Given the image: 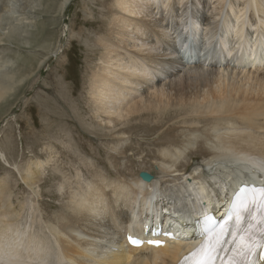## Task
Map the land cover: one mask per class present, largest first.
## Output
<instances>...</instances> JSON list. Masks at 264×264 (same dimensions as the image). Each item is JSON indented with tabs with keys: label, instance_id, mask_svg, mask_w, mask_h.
Here are the masks:
<instances>
[{
	"label": "rangeland",
	"instance_id": "374dc122",
	"mask_svg": "<svg viewBox=\"0 0 264 264\" xmlns=\"http://www.w3.org/2000/svg\"><path fill=\"white\" fill-rule=\"evenodd\" d=\"M152 1L149 3L147 0H141L142 4L144 2V5H149L150 8L142 7L138 3L143 9L142 13L166 17L164 25L169 24L170 31L168 32L172 35L170 40H173L174 44L176 41H180L182 48L179 51L182 52L178 54L167 50L166 53H170L175 62L172 65L166 62L159 65V71H156V74L149 71L151 73L149 78L153 82L145 84L144 87L139 86L138 90H135V92H139L138 95L135 92L129 95L136 100H139L141 96L143 98L142 102L139 100L141 105L144 104L146 96L149 99L167 100V93L185 91L182 86L178 87V90L171 89V87H176V83L188 75L190 81H197L208 75L212 81L215 78H220L219 81L222 83L233 81L234 74L235 81L239 78L237 81L244 82L246 78L242 74H247L248 71H253V74L250 73V77L256 76L250 66L249 59L243 60L245 53L240 51L237 56L235 51L244 41L246 44L251 42L253 45L264 43V32H261L260 28L257 32V25H255V21L257 22L263 17L252 13L251 16L255 18V20L251 19L252 22L249 20V15H246L247 11L237 12L240 6L243 7V5H239V1L242 0H224L223 2L222 0H156L159 3L155 5ZM206 3L208 6L204 7ZM115 4L116 0H69L68 4H65L64 0H0V79L6 78V81H12L14 84L12 92L5 97L4 101L0 102V149L6 154V160L0 157V180L4 179L6 182L4 195L5 199H8L7 203L10 201L8 203L9 210L12 213L20 212L22 225L27 229L36 230L35 232L41 236L43 233L49 235L50 232L45 229V226L55 222L57 224L60 210L63 211L64 206L71 204L69 199L72 193L81 192L80 184H83L81 188H84L87 182L91 181L92 183L98 177L99 179L103 178L104 182L114 181L118 170L123 171V175L125 174L124 176L128 180L137 177L142 171L152 174L154 180H158L161 176L159 168L161 160L158 156L161 155L163 149L165 151L180 149V145L181 147L184 145L182 138L189 133L188 126L195 127L194 131H197L200 141L198 144H194V151L185 152L178 160V163L182 165H178V167L183 169V172L186 171V174H183L184 181L191 182L192 177L198 176L200 174L198 172L202 170V173L210 171L206 164L210 155H204L201 147L207 150L203 140L206 139L203 129L211 127V125L205 126V122L196 123L197 120L193 125H189L190 122L185 125L176 124L175 136L166 132L168 126L174 124V118L179 115L180 109L177 111L178 108L175 107L168 108L169 112L166 111L172 116L168 118L171 120L166 117H163L164 120L161 119L162 113L159 109V111H149L150 113L145 112V114L141 112L142 115L137 114L134 118L132 116L129 117L131 119H122L116 123H109L108 115L95 111V103L91 100L90 94L91 76L104 64L101 57L105 50L100 46L98 40L103 35V29L112 26L113 16L108 7H116ZM222 5H224L223 10L220 8ZM254 6L257 10L255 4ZM214 7L216 8L213 9ZM231 7H234L235 13H237L236 18L230 24L231 30L243 21L250 34H248L249 37L244 33V36L235 38L232 36V31L229 30V41L231 40L232 43L224 42V45L222 44L225 41V39L222 40V31H225L226 13ZM203 13L208 16L214 15L215 20L218 21L217 29L211 28L203 22ZM94 20L102 22L85 23V21ZM237 20L238 22L234 23ZM171 27L174 29L171 30ZM215 30L217 31L216 35L210 37L206 43V32L212 31L210 33L212 35ZM17 32L18 35H16ZM193 32L197 34L196 37ZM154 39L156 44H152L151 48L148 45L147 51L161 50L163 52L162 46L158 47L164 40ZM214 43L216 51L212 48ZM219 44L220 49L229 50L231 55L234 53L236 55L234 57L227 53H224L227 56L221 55V50L217 47ZM190 48L194 51L196 60L194 62L186 61V56H188L186 49ZM258 49L261 50V47L258 46ZM197 57H201V59L197 61ZM147 68L151 70V67L147 66ZM166 69L177 75L168 76ZM221 70H224L223 74ZM6 72L8 76H2ZM260 73H264V67ZM219 81L209 84H212V88L213 86L217 87ZM209 84L200 87L202 93L211 88ZM223 86L221 87L223 88ZM157 87L161 92L163 91V94L159 93L158 96H154ZM142 90H144V94ZM145 103L147 102L145 101ZM112 110L113 108H111ZM185 126L187 127L186 131ZM239 127L242 128V125ZM38 161H48V164L44 165L45 168L43 167L42 170L39 167L36 169L33 163ZM226 162H216L219 169L217 168L216 171V166L213 167L211 171L213 178L207 176L209 179L207 183L210 185L208 186L206 183V187L212 188L211 185L214 187V182L219 180L228 184L227 179L223 180V178L231 175L230 172L236 174L237 170H230L232 167L237 168L238 172L240 171L241 166L237 164L230 166L229 163L231 168L223 167L222 164ZM261 164L264 165V162ZM28 167L37 171L36 173L42 178L39 180L40 182H26ZM193 169L197 173L195 174L193 171L192 175L190 171ZM245 171L248 172V170ZM107 173L109 174L107 175ZM79 176L81 177L79 178ZM86 180L87 182H85ZM193 181L195 182L197 179ZM69 182L73 184L71 185ZM60 184L64 185L66 193L61 192ZM69 186L73 188L70 189ZM228 186L225 185L224 190L219 189L220 187L216 188L219 190L211 194L212 201L217 202L220 195L224 196L230 189ZM152 190L156 192H152L151 195L153 196L151 203L154 207L151 206L149 209L145 207L144 214L149 212L153 216L157 211L161 215L165 213L167 215L175 207L170 204L176 205V207L180 205L181 208V199L173 195V190L169 193L158 187H153ZM220 190L225 192L222 193ZM130 197L132 199L127 203L126 210L131 213L133 210L131 206H134L135 214H140L139 210L144 203L143 195L135 196L131 193ZM181 198L186 199L184 196ZM198 198L190 196L189 199L193 200L191 202L189 199L186 200L194 206L190 207V211L195 210L196 205L205 204V199L198 200ZM186 216L185 214L180 218L190 219ZM31 218L32 220H30ZM144 218L142 217V219ZM165 222L166 220L162 217L159 227L161 225L164 227ZM141 224L144 227L143 221ZM109 251H113V249Z\"/></svg>",
	"mask_w": 264,
	"mask_h": 264
},
{
	"label": "bare ground",
	"instance_id": "6f19581e",
	"mask_svg": "<svg viewBox=\"0 0 264 264\" xmlns=\"http://www.w3.org/2000/svg\"><path fill=\"white\" fill-rule=\"evenodd\" d=\"M147 1L151 3L152 0ZM223 1L224 0H222V2ZM68 2L69 0H64L65 4H68ZM152 2L154 5L159 3L156 0ZM138 3H140L142 7H151L149 5H144V2L142 4L141 0H116V7H108L113 16L111 20L112 26L103 29V35H101L98 40L100 46L105 50V53L101 57L104 64L100 66L97 71L93 72L90 82L91 100L95 103V111L108 115L107 121L109 123H116L132 116L134 118L135 115L141 114V112L145 114V112L159 111V109L162 113L161 119L163 117L168 119L171 115L167 114L166 111H168V108L175 107L178 108L177 111L180 109L178 111L179 115L177 118H174V124L172 123L173 125H169L166 129V132H169L168 134L172 133L175 136L176 124L179 125L181 123L185 125L190 122L189 125H193L197 120L196 123L205 122V126L211 125V127H205L203 129L205 131L203 133L206 136V139L203 140L207 150L201 147V151L204 155H210L206 163L210 169L209 173L208 171L202 173V170L198 172V174L200 173L198 176L192 177L193 180L197 179V181H184L183 174H186V171L184 170L183 172V169L178 167V165H181L178 163V160L185 152H189V150L194 151V144H198L200 141L197 135L198 133H196L197 131H194L195 127L188 126L189 133L185 134L186 136L184 135L182 138L184 141L182 144L184 145L182 147L180 145L179 151L177 149L176 151H174V149H168L166 151L163 149L161 155L158 156L161 160L159 164L161 176L158 180H154V176L152 175V181L146 182L140 177L139 173L137 177L128 180L121 170H118L116 174L117 177L114 181L104 182V179H99L98 176V179L94 180L92 183L90 179V182L86 180V187L81 188L83 184H80L81 192L73 189L76 192H73L74 194L72 193V195L70 194L71 197L69 200H71V204L65 202L68 205L63 207L64 210H60L61 212L60 214L58 213V216L55 214L57 216V224H55V222L47 226L44 225L45 229H48L50 233L49 235L43 233V236L37 234L35 232L36 230H31V228L27 229V227L22 225L20 220L22 214L20 212L12 213V211L9 210L8 206L10 205H8V203L10 201L7 203L8 199L6 200L4 195L6 182L4 179H1L0 264H178L183 255L192 249L194 244L198 243L199 238L197 237V233L201 231L195 230L196 227L193 222L186 223L182 220H178V216L172 213L174 212L173 210H175L174 208H182L181 210L184 213L183 216L186 214V217L193 219L199 218L202 213L209 211H213L217 216L222 217L225 214L224 206L227 193L224 196L220 195V200L218 199L217 202H213V196L211 194L214 191L218 192L219 189L224 190L225 185H229L228 187H230V189H228V192L232 189V193L241 181L264 183V165L261 164L264 162V73H260L264 67V43L253 45L251 42L246 44L244 41L235 51L237 56L240 51L245 53L243 55V60L246 61L249 59L250 66L256 73V76L253 75V77H250L253 71H248L247 74H242L245 76L246 80L240 82L237 81L239 78H237L236 81L234 80V74V79L232 78L233 81H228L225 78L229 82H227V84L224 78V83H222L219 81L221 80L220 78L216 79L214 77L215 79L212 81L208 75L203 76L200 80L190 81L188 75L183 77L180 82L177 80L176 87H171V89L178 90V87L182 86L185 91L181 93H177L176 91L173 94L167 93V100H163L162 98L149 99L145 91V101L147 103L144 101V104L141 105V99L143 98L140 95L141 98L139 97V100L141 102L129 95L133 94L135 90H138L139 86L144 87L145 84L153 82L151 78H149L151 74L149 71L155 72L154 74H156V71H159L158 66L161 64L163 65L164 62L172 65L175 59L170 53L166 52L167 50H171L173 53L180 54L181 51H179V49L182 48V44H180V41H176L174 44L173 40H170L172 35L168 32L170 31L169 24L167 23V26L164 25L166 17L163 15L157 16L156 14L142 13L143 9ZM254 4L257 10H255ZM239 5H243V7L241 8L240 6L237 12L247 11L246 15H249L250 21L254 18V16H251L252 13L263 17L257 22L255 21V25H257V32H259V28L261 32H264V0H242L239 1ZM207 6V3L204 4V7ZM215 8L216 7L213 9ZM220 8L223 10L224 5ZM235 11L236 9L231 7L226 13L225 31H222V40L225 39L222 43L224 45L225 43L229 44L231 41H229V30L230 32L232 31V36H235V38L244 36V33L246 36L250 34L249 29L244 26L243 21H239L241 23H238V26L231 30L230 24L237 16ZM238 20L234 23H237ZM253 20H255V18ZM101 22V20L85 21L87 24ZM203 22L211 28H218V21L215 20L214 15L208 16L203 13ZM172 28L174 29V27H171V30ZM211 32L212 31H208L205 34L206 43L210 37H213L217 33L215 30L211 35ZM16 35H18V32ZM194 35L195 37L197 36L196 33H194ZM154 38L164 40L158 47L161 48L162 46L163 52H161V50L157 52L147 51L146 47L148 45L149 48H151L152 44H156L154 43L156 41ZM146 42L148 43L146 44ZM258 46L261 47V50L258 49ZM217 47L221 50V55L224 53L229 54L231 57L236 55L235 53L231 55L229 50L220 49V44ZM212 48L215 50V43L212 44ZM186 51L188 56H190L188 60L194 62L195 55L193 49H186ZM227 54L224 55L227 56ZM147 66L151 67V70H148ZM221 71L223 74L224 70ZM166 73H168V76L176 74L169 69H166ZM6 74L7 72L3 73L2 76H8ZM214 81H219V85H217V87L213 86V89L212 84L209 83ZM205 84L211 85V88H209L207 92L202 93L200 87ZM222 85H224L223 88L221 87ZM13 88L14 84L12 81H6V78L0 79V102L5 100V97L12 92ZM143 91L144 90H142V93L144 94ZM154 92V96H158L159 93L163 94V91L161 92L158 87ZM138 94L139 92L137 95ZM111 104L113 105L112 107L109 106ZM111 108H113L112 111ZM109 114H112V116H109ZM239 125H242V128H240ZM186 129L187 127L185 131ZM0 157L6 160V154L1 149ZM216 162H226L222 164L223 167H228L229 163L230 166L235 164L240 165V171L238 172L236 167V169L232 167L230 170H237L236 174L230 172L231 175H227L224 178L222 177L223 180L227 179L228 184L220 180L218 182L213 181L215 186L213 187V185H211L212 188H209L206 187V183L209 182L208 177H212L211 174L213 172L211 173V171L214 166H216L217 171L218 165ZM33 164L36 166V169L39 167L42 170L44 165L48 164V161H38ZM194 169L190 171V174L193 175V171L195 173ZM245 170H248V172ZM258 171L262 172L258 173ZM36 172L37 171L33 170L32 167H28L26 170L27 176L25 177L27 180L26 182H40L39 180L42 178H40V175ZM226 172L225 170V173ZM109 173H107V175ZM80 177L81 176H79V178ZM61 184V192L66 193V190L64 191L65 182L64 185ZM207 184L208 186L210 185L209 183ZM153 187H158L166 193L173 190V195L181 199V208L180 205L176 207V205L168 203L175 207H172L173 209L170 210L167 215L166 213L161 215L156 211L150 226L140 229V224L144 220L142 217H147V213H149L145 212L144 214V208L148 207L149 209L151 206L154 207L151 203V199L153 198V196H151ZM72 188L73 187L70 189ZM220 192L223 193L225 191L220 190ZM131 193L135 196L142 194L144 197L143 207L139 210L140 214H135L134 206H131V208H133L131 213H128L125 208L127 203L132 199L130 197ZM153 195L157 196L156 194ZM182 196L186 197V199H182ZM190 196H197L199 197L198 200L200 198L205 199V204L202 206L196 205V209L193 210L191 208L193 211H190V207H194L189 203V201L191 202L193 200L189 199ZM210 196H212V198ZM188 199L189 201H187V203L186 200ZM156 201L158 202V200ZM222 208L223 211L221 213ZM162 217L170 224H168V226L165 224V228H162V225L161 228L158 229V219H162ZM30 220H32V218ZM173 221L174 224H171ZM45 222H47V220H45ZM33 225L36 226L35 224ZM33 225H31V227ZM152 225L155 226L154 230L151 229ZM166 227H170L169 230L175 232V236L171 240L166 237L168 231ZM127 233L135 234L144 242L150 238H155L162 239L165 243L160 246L148 243L144 244L142 247L128 246L125 240ZM108 249H113V251H109Z\"/></svg>",
	"mask_w": 264,
	"mask_h": 264
},
{
	"label": "snow or ice",
	"instance_id": "6c2138e0",
	"mask_svg": "<svg viewBox=\"0 0 264 264\" xmlns=\"http://www.w3.org/2000/svg\"><path fill=\"white\" fill-rule=\"evenodd\" d=\"M264 222V221H262ZM158 243V242H156ZM256 247H259L260 245H255ZM202 252H204V256H205V259H203L202 261H199L198 264H214V259H213V256H212V250L209 249L207 251H204L203 249L201 250ZM248 251L249 253L252 252V247L249 246L248 247Z\"/></svg>",
	"mask_w": 264,
	"mask_h": 264
},
{
	"label": "water",
	"instance_id": "95a60500",
	"mask_svg": "<svg viewBox=\"0 0 264 264\" xmlns=\"http://www.w3.org/2000/svg\"><path fill=\"white\" fill-rule=\"evenodd\" d=\"M140 177L146 182L152 181L153 179V176L146 171L140 172Z\"/></svg>",
	"mask_w": 264,
	"mask_h": 264
}]
</instances>
